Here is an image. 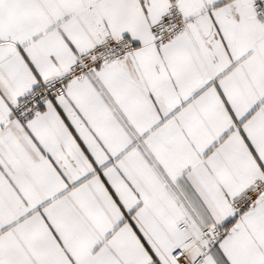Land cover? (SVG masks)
<instances>
[{
    "label": "snow or ice",
    "instance_id": "obj_1",
    "mask_svg": "<svg viewBox=\"0 0 264 264\" xmlns=\"http://www.w3.org/2000/svg\"><path fill=\"white\" fill-rule=\"evenodd\" d=\"M0 264H264V0H0Z\"/></svg>",
    "mask_w": 264,
    "mask_h": 264
}]
</instances>
